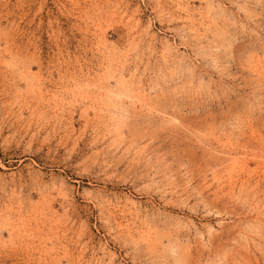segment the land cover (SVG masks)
<instances>
[{
    "label": "rangeland",
    "instance_id": "obj_1",
    "mask_svg": "<svg viewBox=\"0 0 264 264\" xmlns=\"http://www.w3.org/2000/svg\"><path fill=\"white\" fill-rule=\"evenodd\" d=\"M0 264H264V0H0Z\"/></svg>",
    "mask_w": 264,
    "mask_h": 264
},
{
    "label": "bare ground",
    "instance_id": "obj_2",
    "mask_svg": "<svg viewBox=\"0 0 264 264\" xmlns=\"http://www.w3.org/2000/svg\"><path fill=\"white\" fill-rule=\"evenodd\" d=\"M220 12H221V11H220ZM222 13H223V11H222ZM222 13H221V14H222ZM216 18H217V17H216ZM240 190H241V189H240Z\"/></svg>",
    "mask_w": 264,
    "mask_h": 264
}]
</instances>
